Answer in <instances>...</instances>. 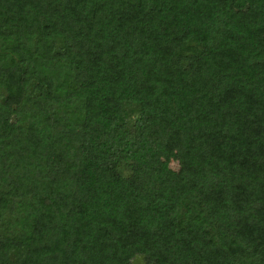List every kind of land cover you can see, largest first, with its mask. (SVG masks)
<instances>
[{
    "label": "trees",
    "instance_id": "trees-1",
    "mask_svg": "<svg viewBox=\"0 0 264 264\" xmlns=\"http://www.w3.org/2000/svg\"><path fill=\"white\" fill-rule=\"evenodd\" d=\"M137 256L264 264V0H0V264Z\"/></svg>",
    "mask_w": 264,
    "mask_h": 264
},
{
    "label": "rangeland",
    "instance_id": "rangeland-1",
    "mask_svg": "<svg viewBox=\"0 0 264 264\" xmlns=\"http://www.w3.org/2000/svg\"><path fill=\"white\" fill-rule=\"evenodd\" d=\"M237 7H241L243 6V3L241 1L237 2ZM165 162L173 169L177 168V160H176V156L175 155H171V153H168V158L165 160ZM134 264H146L145 260L141 257V256H137L134 260H133Z\"/></svg>",
    "mask_w": 264,
    "mask_h": 264
}]
</instances>
